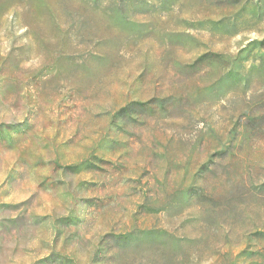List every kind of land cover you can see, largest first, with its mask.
I'll use <instances>...</instances> for the list:
<instances>
[{
	"label": "rangeland",
	"instance_id": "rangeland-1",
	"mask_svg": "<svg viewBox=\"0 0 264 264\" xmlns=\"http://www.w3.org/2000/svg\"><path fill=\"white\" fill-rule=\"evenodd\" d=\"M0 264H264V0H0Z\"/></svg>",
	"mask_w": 264,
	"mask_h": 264
}]
</instances>
